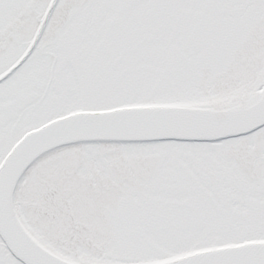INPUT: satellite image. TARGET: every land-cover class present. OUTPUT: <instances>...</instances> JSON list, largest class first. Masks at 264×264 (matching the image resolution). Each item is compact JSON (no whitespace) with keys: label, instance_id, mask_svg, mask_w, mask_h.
I'll list each match as a JSON object with an SVG mask.
<instances>
[{"label":"snow or ice","instance_id":"1","mask_svg":"<svg viewBox=\"0 0 264 264\" xmlns=\"http://www.w3.org/2000/svg\"><path fill=\"white\" fill-rule=\"evenodd\" d=\"M0 264H264V0H0Z\"/></svg>","mask_w":264,"mask_h":264}]
</instances>
